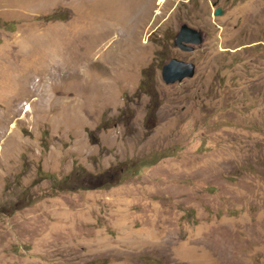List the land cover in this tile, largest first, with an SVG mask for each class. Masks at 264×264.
I'll return each instance as SVG.
<instances>
[{
  "label": "rangeland",
  "instance_id": "obj_1",
  "mask_svg": "<svg viewBox=\"0 0 264 264\" xmlns=\"http://www.w3.org/2000/svg\"><path fill=\"white\" fill-rule=\"evenodd\" d=\"M159 2L0 0V264H264V0Z\"/></svg>",
  "mask_w": 264,
  "mask_h": 264
},
{
  "label": "water",
  "instance_id": "obj_2",
  "mask_svg": "<svg viewBox=\"0 0 264 264\" xmlns=\"http://www.w3.org/2000/svg\"><path fill=\"white\" fill-rule=\"evenodd\" d=\"M223 15V10L217 8L214 11L215 17ZM205 41V33L201 29L182 24L175 39L176 47L182 52L190 53L195 51L196 46H200ZM196 64L186 62L177 58L170 60L162 69V79L167 85L181 83L186 79L194 78Z\"/></svg>",
  "mask_w": 264,
  "mask_h": 264
},
{
  "label": "bare ground",
  "instance_id": "obj_3",
  "mask_svg": "<svg viewBox=\"0 0 264 264\" xmlns=\"http://www.w3.org/2000/svg\"><path fill=\"white\" fill-rule=\"evenodd\" d=\"M167 2V0H160V5H162L163 3H166ZM144 5V4H143ZM126 6V5H125ZM135 8V7H134ZM129 10V9H128ZM135 10V9H134ZM127 12V11H126ZM132 12V11H131ZM134 13V12H133ZM261 13V12H260ZM125 15V14H124ZM251 15V14H250ZM123 16V15H122ZM127 16V15H126ZM131 15L129 14V17H130ZM249 17V16H248ZM251 17H252V15H251ZM257 17V16H256ZM119 19V18H118ZM257 20V19H256ZM137 21V20H136ZM138 23V22H137ZM119 41V40H118ZM40 42V41H39Z\"/></svg>",
  "mask_w": 264,
  "mask_h": 264
},
{
  "label": "crops",
  "instance_id": "obj_4",
  "mask_svg": "<svg viewBox=\"0 0 264 264\" xmlns=\"http://www.w3.org/2000/svg\"><path fill=\"white\" fill-rule=\"evenodd\" d=\"M50 6L54 7V6H57V4H50Z\"/></svg>",
  "mask_w": 264,
  "mask_h": 264
}]
</instances>
